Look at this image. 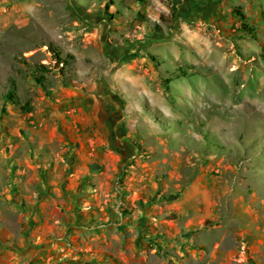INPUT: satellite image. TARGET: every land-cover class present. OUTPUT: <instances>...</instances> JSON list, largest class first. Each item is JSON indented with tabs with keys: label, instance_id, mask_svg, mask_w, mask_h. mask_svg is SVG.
I'll list each match as a JSON object with an SVG mask.
<instances>
[{
	"label": "rangeland",
	"instance_id": "rangeland-1",
	"mask_svg": "<svg viewBox=\"0 0 264 264\" xmlns=\"http://www.w3.org/2000/svg\"><path fill=\"white\" fill-rule=\"evenodd\" d=\"M139 202L199 220L165 264H264V0H0L4 257L85 263Z\"/></svg>",
	"mask_w": 264,
	"mask_h": 264
},
{
	"label": "crops",
	"instance_id": "crops-1",
	"mask_svg": "<svg viewBox=\"0 0 264 264\" xmlns=\"http://www.w3.org/2000/svg\"><path fill=\"white\" fill-rule=\"evenodd\" d=\"M108 141L110 146L108 156L119 155L120 158L125 156V150L122 148L125 144L129 145L125 137ZM95 161L101 165L106 163L103 158ZM55 171L53 169V173ZM54 181L53 178V183ZM144 203H135V211L125 217L117 212L115 206H101L102 217L109 220V223L106 227L98 229L93 226L87 227V231L83 234L85 237L74 245L75 249L82 251L86 261L81 264H128L129 254L140 264H165L164 259L157 256L156 252L184 253L183 233L187 227H194L199 223V220L183 223L180 219L181 216L184 217L181 211L171 214L168 212L169 206L166 208V203ZM173 206L177 210L181 209L179 203H174ZM89 217H91L90 223L96 222L92 215ZM5 251L9 249L6 248ZM149 251L155 255H152L154 262H151L147 256ZM2 253L1 248L0 264H19L18 261L4 257ZM213 255L215 256V251L212 252ZM186 261H189V258Z\"/></svg>",
	"mask_w": 264,
	"mask_h": 264
},
{
	"label": "trees",
	"instance_id": "trees-1",
	"mask_svg": "<svg viewBox=\"0 0 264 264\" xmlns=\"http://www.w3.org/2000/svg\"><path fill=\"white\" fill-rule=\"evenodd\" d=\"M238 13H239V15L241 16L242 19H246V15L244 13H242V12H238ZM41 67H42L41 69H44L43 65ZM14 87H15V83H14V81H11V88L8 90V92L6 94V97L8 99L14 101L15 103H19L17 100H15ZM32 109H33L32 106H29V108H27L28 111H32ZM91 169L93 171H96V170H98L100 168H99V166L93 164V165H91Z\"/></svg>",
	"mask_w": 264,
	"mask_h": 264
}]
</instances>
